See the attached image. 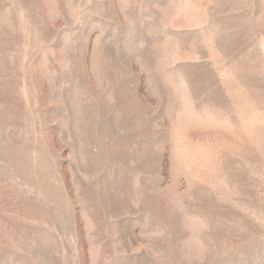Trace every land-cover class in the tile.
Returning <instances> with one entry per match:
<instances>
[{
  "label": "rangeland",
  "instance_id": "obj_1",
  "mask_svg": "<svg viewBox=\"0 0 264 264\" xmlns=\"http://www.w3.org/2000/svg\"><path fill=\"white\" fill-rule=\"evenodd\" d=\"M0 264H264V0H0Z\"/></svg>",
  "mask_w": 264,
  "mask_h": 264
}]
</instances>
